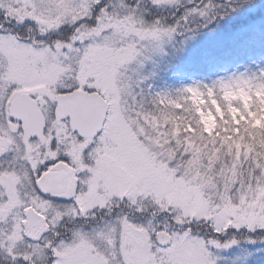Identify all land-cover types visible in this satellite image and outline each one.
I'll list each match as a JSON object with an SVG mask.
<instances>
[{
  "label": "snow or ice",
  "instance_id": "1",
  "mask_svg": "<svg viewBox=\"0 0 264 264\" xmlns=\"http://www.w3.org/2000/svg\"><path fill=\"white\" fill-rule=\"evenodd\" d=\"M180 7L0 0V264H264V71L130 102Z\"/></svg>",
  "mask_w": 264,
  "mask_h": 264
},
{
  "label": "rangeland",
  "instance_id": "2",
  "mask_svg": "<svg viewBox=\"0 0 264 264\" xmlns=\"http://www.w3.org/2000/svg\"><path fill=\"white\" fill-rule=\"evenodd\" d=\"M203 3L216 6L214 18L202 20L192 16L189 24L182 26L171 40L158 48L144 47L125 69V82L134 107L150 110L157 96L174 97L185 87L213 86L218 81L255 77L264 71V0H229V3L203 0ZM198 4L201 0H181L179 11L156 15L166 16L165 25H172L187 9ZM229 6L234 10L229 11ZM237 41L241 50L233 47L222 51L228 42ZM203 63L207 64L206 75L199 72ZM256 98L260 100L259 94Z\"/></svg>",
  "mask_w": 264,
  "mask_h": 264
},
{
  "label": "trees",
  "instance_id": "3",
  "mask_svg": "<svg viewBox=\"0 0 264 264\" xmlns=\"http://www.w3.org/2000/svg\"><path fill=\"white\" fill-rule=\"evenodd\" d=\"M212 26H213V25H212ZM240 41H241V40H240ZM240 41H237V42H231V43L228 42V43L226 44V46L222 49V51L227 52V51L231 50V48H233V47H237V50H238V49L241 50ZM235 51H236V50H235ZM235 51H234V49H233V52H235ZM233 52H231V53H229V54L232 55ZM244 55H245V53H244ZM199 72H200L201 74L206 75V73H207V64H205V63L201 64V70H199Z\"/></svg>",
  "mask_w": 264,
  "mask_h": 264
}]
</instances>
